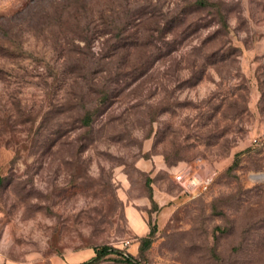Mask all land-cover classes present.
<instances>
[{"label": "rangeland", "instance_id": "374dc122", "mask_svg": "<svg viewBox=\"0 0 264 264\" xmlns=\"http://www.w3.org/2000/svg\"><path fill=\"white\" fill-rule=\"evenodd\" d=\"M85 260L264 264V0H0V264Z\"/></svg>", "mask_w": 264, "mask_h": 264}, {"label": "built area", "instance_id": "2783aa9c", "mask_svg": "<svg viewBox=\"0 0 264 264\" xmlns=\"http://www.w3.org/2000/svg\"><path fill=\"white\" fill-rule=\"evenodd\" d=\"M216 174V167L199 160L179 165L173 172V178L184 194L190 198H194L202 195L209 189ZM128 243L129 240H126L125 244Z\"/></svg>", "mask_w": 264, "mask_h": 264}, {"label": "trees", "instance_id": "16d2710c", "mask_svg": "<svg viewBox=\"0 0 264 264\" xmlns=\"http://www.w3.org/2000/svg\"><path fill=\"white\" fill-rule=\"evenodd\" d=\"M199 2H201V1H199ZM78 7H79V5L76 6V8H78ZM80 7H82V6L80 5ZM97 19H99L98 22L95 19H91L90 20V23L92 22L91 28H95V31L97 30L98 27H100L102 25L104 26V23H105V20H104L103 15H102L101 12L98 15ZM74 20H75L76 25H78V23L80 22L81 19H80L79 15L75 14L74 15ZM86 26H88V25H86ZM96 35H97V33H96ZM81 36L85 40H88L89 39V37H88L89 35L88 36L87 35H81ZM104 95H106V93H104ZM94 110H95L94 108L93 109H86L85 112H84V114H83V116L80 118L81 123H83V124L90 123L92 121V118H93V112H94ZM109 250H110L109 247L103 246V247H101V248L98 249V254L101 255L103 253H107V252H109ZM116 251L121 254L120 251H118V250H116ZM122 257L124 259L128 260V261L134 260L133 259V256L130 255V254H128V255H122ZM88 262H89V260H85V261H82V262L71 263V264H87Z\"/></svg>", "mask_w": 264, "mask_h": 264}, {"label": "crops", "instance_id": "0c3cea01", "mask_svg": "<svg viewBox=\"0 0 264 264\" xmlns=\"http://www.w3.org/2000/svg\"><path fill=\"white\" fill-rule=\"evenodd\" d=\"M136 216H139V217H140V215H139L137 212H135V211L132 210V209H129V218H130L131 224H132L134 230H135L136 232L140 233V232H142V231L144 230L145 227H144V224H143V225H137V224H136V222H135L134 219H133V218H135ZM140 218H141V217H140Z\"/></svg>", "mask_w": 264, "mask_h": 264}]
</instances>
